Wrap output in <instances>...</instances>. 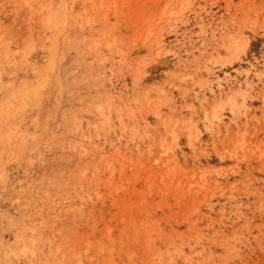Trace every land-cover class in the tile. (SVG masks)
<instances>
[{"label":"rangeland","instance_id":"obj_1","mask_svg":"<svg viewBox=\"0 0 264 264\" xmlns=\"http://www.w3.org/2000/svg\"><path fill=\"white\" fill-rule=\"evenodd\" d=\"M0 264H264V0H0Z\"/></svg>","mask_w":264,"mask_h":264},{"label":"bare ground","instance_id":"obj_2","mask_svg":"<svg viewBox=\"0 0 264 264\" xmlns=\"http://www.w3.org/2000/svg\"><path fill=\"white\" fill-rule=\"evenodd\" d=\"M61 18V17H60Z\"/></svg>","mask_w":264,"mask_h":264}]
</instances>
